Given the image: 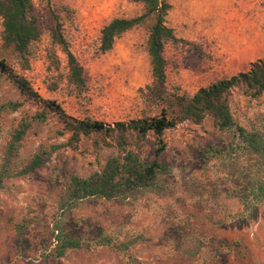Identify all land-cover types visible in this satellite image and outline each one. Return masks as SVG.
Wrapping results in <instances>:
<instances>
[{"label": "rangeland", "instance_id": "rangeland-1", "mask_svg": "<svg viewBox=\"0 0 264 264\" xmlns=\"http://www.w3.org/2000/svg\"><path fill=\"white\" fill-rule=\"evenodd\" d=\"M164 17L173 41H166V87L192 95L199 88L249 70L264 58V0H166ZM41 35L30 46L23 67L0 37V60L23 77L39 98L23 97L0 73V104L20 102L0 112V165L10 135L23 117L53 101L71 118L113 125L154 116L159 106L143 94L152 80L146 41L151 20L99 52L100 31L113 18H133L143 7L133 0H31ZM58 26L87 75L80 94L68 84L66 56L51 37ZM0 19V33H1ZM41 99V100H40ZM234 123L264 134V93L252 98L230 93ZM32 123L14 159L22 169L41 151L54 152L34 172L5 179L0 186V264H264V163L247 150L237 131L219 130L212 118L181 122L166 130L157 162L170 172L157 183L125 199L82 200L61 216L60 200L70 178L99 172L118 154L97 135L82 137L76 148L64 146L70 132L47 112ZM150 133L129 149L143 162L155 159ZM79 239L78 248L53 256V224Z\"/></svg>", "mask_w": 264, "mask_h": 264}, {"label": "trees", "instance_id": "trees-1", "mask_svg": "<svg viewBox=\"0 0 264 264\" xmlns=\"http://www.w3.org/2000/svg\"><path fill=\"white\" fill-rule=\"evenodd\" d=\"M143 7V13L133 18H113L100 31L99 52L104 54L113 48L119 37L127 31L140 26L146 20H151L146 41L149 58L151 82L144 86L143 94L152 105L159 106L158 114L118 121L113 125L88 118L77 120L66 116L59 105L53 101L42 104V111L30 117H23L10 135L5 147L0 165V186L8 178L24 176L34 172L45 160V156L59 147L53 146L50 151L34 154L28 163L20 170L13 171L14 159L18 149L31 125L35 121H43L47 112L58 116L63 128L70 132L64 146L76 148L82 137L97 135L105 145L114 146L118 154L109 158L99 172H94L87 178L73 176L60 200L61 216L66 215L76 203L91 198L104 200L125 199L133 193L153 187L160 175L170 172L162 167L156 158L164 151L166 144L163 133L181 122L200 124L206 117L213 119L219 130L234 128L247 150L259 156L264 163V134L258 130L247 132L237 126L230 112V93L241 89L245 95L252 98L264 93V58L253 62L249 70L240 72L227 79L219 80L206 87L199 88L192 95L169 91L166 87L165 60L162 55L166 41L175 42L172 29L166 27L164 17L170 9L166 0H133ZM1 42L4 47L12 49L23 67H28L30 46L41 35L38 21L34 14L31 0H0ZM52 40L61 46L66 56L67 81L80 94L87 88V75L74 55L69 51L58 26L51 28ZM0 73L7 75L15 84L20 94L28 100L38 102L39 98L33 92L29 83L15 74L0 60ZM41 100V99H40ZM22 103L7 102L0 104V112L15 111ZM156 139L155 159L150 163L141 161L129 147L139 143L148 134ZM260 195L264 194V184L255 181ZM54 238L57 242L53 256L61 257L66 251L78 248L79 239L70 238L64 234L61 220L53 224Z\"/></svg>", "mask_w": 264, "mask_h": 264}]
</instances>
